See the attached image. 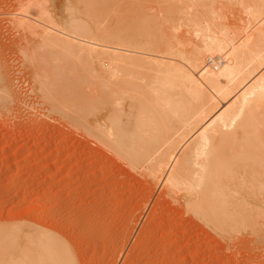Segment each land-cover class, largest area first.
Instances as JSON below:
<instances>
[{
	"label": "bare ground",
	"instance_id": "6f19581e",
	"mask_svg": "<svg viewBox=\"0 0 264 264\" xmlns=\"http://www.w3.org/2000/svg\"><path fill=\"white\" fill-rule=\"evenodd\" d=\"M78 1L96 15L91 25L70 14L66 26L59 28L44 0H20L10 14L9 21L25 36L49 40L74 56L72 59L79 55L77 64L70 59L66 66L80 69L79 78L70 76L69 80L63 74L71 86H55L53 94L50 91L52 95L45 96L47 102L62 108L71 104L80 129L103 131L100 138L104 140L97 142L112 145L110 152L121 157L129 170L151 187L162 186L164 200L178 204L216 238L234 248L247 241L245 246L252 244L254 252L259 251L256 256L264 255V0H227L237 3L244 14L250 13L256 21L254 27L259 25L246 37L241 24L229 27L217 18V1L214 6L213 0H158L159 10L164 2L169 11L162 8L167 14L162 29L170 18L172 22L187 9L193 15L203 13L202 21H197L198 15L193 16L196 20L189 18L191 14L182 17L191 20L186 25L200 42L194 36L190 42L161 38L165 31L161 35L146 14L143 21L127 24L119 20L120 12L115 28L110 24L100 27L102 22L95 18L107 14L113 8L110 3L115 6L117 0L100 1L104 6L99 0ZM138 4L134 7L141 11ZM176 8L182 14L174 13ZM176 13V17H168ZM179 18L176 20H182ZM1 93L13 94L0 73V97ZM7 97L0 99L1 109L10 103ZM155 207L154 212L161 208L157 203ZM55 232L26 220L0 223V264H78L71 245Z\"/></svg>",
	"mask_w": 264,
	"mask_h": 264
},
{
	"label": "rangeland",
	"instance_id": "374dc122",
	"mask_svg": "<svg viewBox=\"0 0 264 264\" xmlns=\"http://www.w3.org/2000/svg\"><path fill=\"white\" fill-rule=\"evenodd\" d=\"M19 1L0 0V73L13 93L9 96L10 103L7 104L8 102L5 103L2 99L1 103L4 102L6 105L2 109V106L0 107V223L26 220L37 227L56 231L58 235L61 233L60 236L62 235L61 237L71 245V249L73 248L78 264H264V255L260 253L261 257L256 256L259 251L256 250V254L252 244H249V247L245 246L247 242L245 241L235 248L225 244L207 228L202 227L195 218L185 214L178 204L164 200L162 186L157 184L151 187L142 176L129 170L131 168L127 167L121 157L118 158L117 154L116 156L114 152L113 154L110 152L113 151L112 145L96 141L103 138L102 136L100 138L101 134L105 135L103 131L100 134V130L92 132L84 129L85 127L80 129L82 126L76 124L78 120L73 107L69 108L71 104L68 106L66 104V107L62 108L61 104H54L55 101L53 102L55 107L47 102L49 99H45V96H51L55 86L63 84L65 87L68 86L67 83L71 82L70 76L71 79L73 76L76 77L75 80L79 78L81 74L79 65L77 66L79 70L75 66L66 68L70 59L75 61L79 55L75 54V59H72L74 56L66 55L67 51L63 52L49 40L25 36L22 29L9 21L10 14L16 11ZM213 1V5L217 1L216 9L219 11V15H214L213 19L217 16L229 27L241 24V27H244L242 32L244 37L259 26L254 27L256 21L250 18V13L249 16L248 13L244 14L237 3L227 0ZM102 2L104 3V0ZM110 2L107 3L112 4L110 6L113 8L106 4L111 10L107 14L102 13L100 18H95V21L98 22L100 19L102 22L99 24L100 27L110 24L115 28L117 21L132 24L135 19L141 21L146 14L153 20V24L158 26L156 28L161 29L158 31L160 34L165 31L163 34L165 36L159 35L161 38L187 39L190 42L194 36V41L200 42L197 35L191 31L189 22L195 15H198V19L195 20H205L201 12L194 15L189 9L186 13L183 12L187 18L192 15L189 17L190 21L187 18L183 19V15L176 17L177 13L173 16L169 14L168 17H180L182 20L173 18L175 24L170 18L167 21L171 23L170 26L167 23L162 29L161 26L165 23H162V20L167 18L164 15L169 12L167 3V6H164V2L162 4L165 9L161 6L164 11H168L165 13L162 8L159 10L161 3L158 0L157 3L156 0H117L115 3L120 2V5L115 4L116 7L113 1ZM44 3L53 22L60 25L59 28L66 26L70 14L86 25L87 23L91 25L90 20L94 21L96 16L90 12L91 9L83 7L85 2L81 3L78 0H44ZM137 3L140 4L138 6L141 11L139 7L138 10L135 9ZM101 5L96 3V6ZM130 6H133V10ZM123 7L126 10L121 11ZM128 9H131L130 12ZM176 9L174 13H179L178 8ZM219 9H223V12L220 13ZM86 11L87 14H92L93 18L91 15H85ZM221 14L225 17L224 20L221 19ZM117 15L121 17L120 21ZM186 22L189 25H186ZM54 26L51 25L56 29L57 26L55 24ZM132 26L134 29L136 25ZM77 59L76 64L80 60ZM64 60L65 63H62ZM63 74L68 75L69 80L65 81L66 75ZM82 85L85 87V83ZM2 94L4 93H1L0 99L8 96ZM81 151H84V156L80 155ZM151 193L152 201L145 206L146 201L152 197ZM156 203L161 208L154 212ZM116 205H119L117 210Z\"/></svg>",
	"mask_w": 264,
	"mask_h": 264
}]
</instances>
